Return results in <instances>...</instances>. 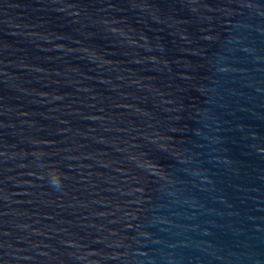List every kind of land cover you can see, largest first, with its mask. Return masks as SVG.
I'll return each mask as SVG.
<instances>
[{"label": "water", "instance_id": "1", "mask_svg": "<svg viewBox=\"0 0 264 264\" xmlns=\"http://www.w3.org/2000/svg\"><path fill=\"white\" fill-rule=\"evenodd\" d=\"M0 264H264V0H0Z\"/></svg>", "mask_w": 264, "mask_h": 264}, {"label": "clouds", "instance_id": "2", "mask_svg": "<svg viewBox=\"0 0 264 264\" xmlns=\"http://www.w3.org/2000/svg\"><path fill=\"white\" fill-rule=\"evenodd\" d=\"M43 165V164H42ZM47 181L51 188L57 191H61L63 189V183H62V174L53 168H50V170L47 172Z\"/></svg>", "mask_w": 264, "mask_h": 264}]
</instances>
